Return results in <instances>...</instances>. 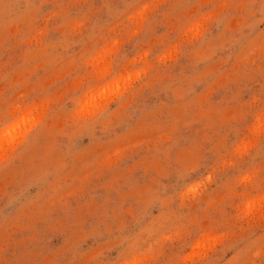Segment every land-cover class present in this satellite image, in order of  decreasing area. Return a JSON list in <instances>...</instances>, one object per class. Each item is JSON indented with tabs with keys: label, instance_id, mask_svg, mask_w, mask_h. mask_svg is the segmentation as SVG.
<instances>
[{
	"label": "rangeland",
	"instance_id": "obj_1",
	"mask_svg": "<svg viewBox=\"0 0 264 264\" xmlns=\"http://www.w3.org/2000/svg\"><path fill=\"white\" fill-rule=\"evenodd\" d=\"M0 137V264H264V0H6Z\"/></svg>",
	"mask_w": 264,
	"mask_h": 264
},
{
	"label": "clouds",
	"instance_id": "obj_2",
	"mask_svg": "<svg viewBox=\"0 0 264 264\" xmlns=\"http://www.w3.org/2000/svg\"><path fill=\"white\" fill-rule=\"evenodd\" d=\"M6 0H0V6L5 5Z\"/></svg>",
	"mask_w": 264,
	"mask_h": 264
},
{
	"label": "bare ground",
	"instance_id": "obj_3",
	"mask_svg": "<svg viewBox=\"0 0 264 264\" xmlns=\"http://www.w3.org/2000/svg\"><path fill=\"white\" fill-rule=\"evenodd\" d=\"M4 134H5V132H4ZM1 138V137H0ZM8 140V139H7ZM1 142V141H0ZM3 143V142H2ZM4 145V144H3ZM1 146V145H0ZM2 156V155H1Z\"/></svg>",
	"mask_w": 264,
	"mask_h": 264
}]
</instances>
